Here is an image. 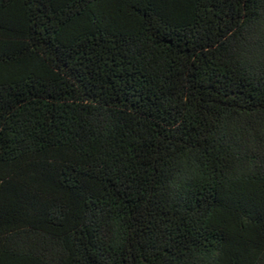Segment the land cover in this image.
Segmentation results:
<instances>
[{"label":"trees","instance_id":"trees-1","mask_svg":"<svg viewBox=\"0 0 264 264\" xmlns=\"http://www.w3.org/2000/svg\"><path fill=\"white\" fill-rule=\"evenodd\" d=\"M0 264H264V0H0Z\"/></svg>","mask_w":264,"mask_h":264}]
</instances>
